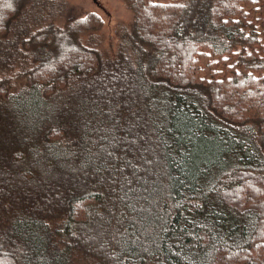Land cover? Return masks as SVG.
<instances>
[{
  "label": "trees",
  "instance_id": "16d2710c",
  "mask_svg": "<svg viewBox=\"0 0 264 264\" xmlns=\"http://www.w3.org/2000/svg\"><path fill=\"white\" fill-rule=\"evenodd\" d=\"M123 1L0 0V264H264V0Z\"/></svg>",
  "mask_w": 264,
  "mask_h": 264
},
{
  "label": "rangeland",
  "instance_id": "374dc122",
  "mask_svg": "<svg viewBox=\"0 0 264 264\" xmlns=\"http://www.w3.org/2000/svg\"><path fill=\"white\" fill-rule=\"evenodd\" d=\"M65 3L69 16L74 17H71L74 19V23L91 14L100 18L102 27L99 30H97V26L89 24L85 27L74 26V39L81 44L86 38L93 35V43L98 42L96 47L105 53H116L120 35L135 21L134 12L123 0H65ZM69 42L60 46L57 55L64 54L72 48L71 46H74H69ZM254 199L259 201L261 197L255 195Z\"/></svg>",
  "mask_w": 264,
  "mask_h": 264
}]
</instances>
